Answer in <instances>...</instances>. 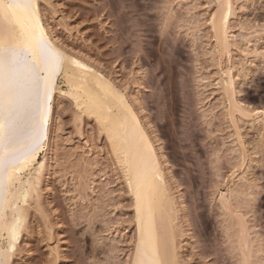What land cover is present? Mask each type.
I'll return each mask as SVG.
<instances>
[{"label":"rangeland","instance_id":"1","mask_svg":"<svg viewBox=\"0 0 264 264\" xmlns=\"http://www.w3.org/2000/svg\"><path fill=\"white\" fill-rule=\"evenodd\" d=\"M224 2L38 0L51 36L114 82L147 131L175 203L179 264L264 257V0L230 2L226 50L211 27ZM61 96L39 197L25 205L8 264H129L125 180L102 127Z\"/></svg>","mask_w":264,"mask_h":264},{"label":"bare ground","instance_id":"2","mask_svg":"<svg viewBox=\"0 0 264 264\" xmlns=\"http://www.w3.org/2000/svg\"><path fill=\"white\" fill-rule=\"evenodd\" d=\"M231 1L225 0L222 11L211 20L216 42L225 50L231 38L228 31ZM35 3L34 19L24 9L17 11V39L6 41L5 46L10 43L15 47L26 42L30 50L41 45L50 50L52 71L45 72L44 76L52 84L51 101L46 125L40 129L39 118L35 119L34 126L42 133H38L37 146L32 147L31 140L10 141L7 131L0 146V257L9 263L21 235L25 205L28 200L39 197V186L48 159L45 154L41 158L39 155L48 149V123L54 96L58 94L73 103L79 112L77 118L90 116L105 131L109 152L122 173L133 202L135 240L129 264H167L170 258H177L173 235L175 203L166 187L160 158L147 131L125 93L114 82L57 43L41 20L38 0ZM59 79H64L66 89L59 86ZM232 82L229 77L224 80V94H231Z\"/></svg>","mask_w":264,"mask_h":264},{"label":"snow or ice","instance_id":"3","mask_svg":"<svg viewBox=\"0 0 264 264\" xmlns=\"http://www.w3.org/2000/svg\"><path fill=\"white\" fill-rule=\"evenodd\" d=\"M35 8V0H0V146L5 131L10 141L31 140V146H37L39 129L34 126L35 119L39 118L40 129L47 123L52 84L44 73L52 71L50 50L42 45L30 50L26 42L5 46L6 41L17 39V11L24 9L34 19ZM0 264H6L2 257ZM167 264L179 262L172 257ZM240 264H249L247 257ZM260 264H264V257Z\"/></svg>","mask_w":264,"mask_h":264}]
</instances>
